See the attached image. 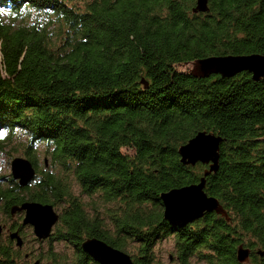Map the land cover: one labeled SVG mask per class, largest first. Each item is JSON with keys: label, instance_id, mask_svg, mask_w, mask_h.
<instances>
[{"label": "trees", "instance_id": "obj_1", "mask_svg": "<svg viewBox=\"0 0 264 264\" xmlns=\"http://www.w3.org/2000/svg\"><path fill=\"white\" fill-rule=\"evenodd\" d=\"M195 3L0 0V148L24 133L35 170L23 187L0 182V212L50 203L59 209L53 239L81 246L97 238L124 252L131 240L136 264H152L154 244L168 235L179 264L193 256L264 264V77L186 69L209 56L264 54V0H208L197 13ZM199 131L222 139L204 191L227 216L205 212L178 227L164 218L161 194L199 182L208 168L178 154ZM73 185L97 194L104 214L90 215ZM240 244L251 250L248 262L237 261ZM1 245L0 264L13 263ZM81 253L79 264H99Z\"/></svg>", "mask_w": 264, "mask_h": 264}, {"label": "water", "instance_id": "obj_2", "mask_svg": "<svg viewBox=\"0 0 264 264\" xmlns=\"http://www.w3.org/2000/svg\"><path fill=\"white\" fill-rule=\"evenodd\" d=\"M208 10V0H196L195 6L192 8L194 13L207 12ZM244 70L252 74L253 80L264 77V54L209 56L194 61L191 68L195 77H205L211 73L232 76ZM221 140V137L211 132L199 131L179 147L178 154L183 164L193 165L196 162H201L207 164L208 168L204 170L199 182L171 189L161 194L164 207L163 215L171 225L182 227L201 217L205 212L211 211L227 216L219 201L208 196L204 191L205 176L218 169ZM34 175L35 170L27 158L16 157L12 160L11 177L18 182L19 186L23 187L29 184ZM20 210L25 211L23 222L33 226V231L39 239L46 238L51 227L58 220V214L49 203L24 201L20 206L13 205L10 212L14 214ZM10 237L16 240L17 246L22 245V240L17 232L11 233ZM81 246L83 251L99 264H136L129 254L97 238H86ZM250 253L249 247L238 245L236 249L237 261L248 262ZM257 253L261 256L264 254L260 251Z\"/></svg>", "mask_w": 264, "mask_h": 264}, {"label": "rangeland", "instance_id": "obj_3", "mask_svg": "<svg viewBox=\"0 0 264 264\" xmlns=\"http://www.w3.org/2000/svg\"><path fill=\"white\" fill-rule=\"evenodd\" d=\"M54 28V26H53ZM191 69L192 65L186 66V69ZM5 137L4 135H1L0 138ZM27 136L24 133H17L14 137L10 140V142L6 143L5 145L0 148V178L2 180L0 181L1 184L7 185L9 182V179L11 178V162L16 157H24L23 151L24 146L27 143ZM36 154V160L39 166H42L46 160L48 163V156L46 154V147L44 144L40 143L36 145L35 149ZM48 165V164H47ZM73 193L80 197V199L85 204V208L87 209L88 213L90 215H93V209H99V214L103 215L104 211L106 209V205L100 200V198L95 195L87 196L85 194H81L78 186L73 185ZM111 205V204H110ZM112 206V205H111ZM56 212L59 211V209H55ZM17 218V216H16ZM19 217L16 220V223L19 221ZM9 218L5 213L0 212V223H8ZM22 235L25 239V246L27 247L24 249L25 251H30L35 256H39L43 259V261L40 264H47V259H44V257H48L50 253H55V256L58 258H63L64 260H72L75 257V251L73 249L72 244L67 243L65 241H59L57 242L55 239L52 240H46L44 242H40L38 240H34V234L32 233V229L28 227H24L22 229ZM6 234L3 236H0V247L1 244H6L7 238ZM125 252L128 254H137V248H139V245L134 241H127L125 243ZM153 263L152 264H179L176 254H175V236L174 235H168L165 238H162L154 244L153 247ZM171 256V258H170ZM35 261L32 260L30 264H32ZM190 264H206L205 261H202L196 256H193L190 259ZM3 264H15L14 262L10 263H4ZM17 264V262H16Z\"/></svg>", "mask_w": 264, "mask_h": 264}, {"label": "flooded vegetation", "instance_id": "obj_4", "mask_svg": "<svg viewBox=\"0 0 264 264\" xmlns=\"http://www.w3.org/2000/svg\"><path fill=\"white\" fill-rule=\"evenodd\" d=\"M24 201H33V200H24ZM21 203L15 204V205L20 206ZM40 203H42V202H40ZM43 204H45V203H43ZM54 210H55V208H54ZM56 213L58 214V218H59V213L58 212H56ZM6 215L8 216L9 221H8V223H4V222L0 223V226H1L0 236H3L6 234V236H7L6 237L7 243L6 244H9V247L11 248L12 252H14V256H16V258L13 260L14 263L16 264V262H17V264H30L31 261L34 260L35 264H40L43 261V259L40 258V255L35 256L30 251L23 252L24 249H26L27 247L25 246L26 242H25L24 236L22 235V229L24 227L31 228L32 233L34 234V240H38L40 242H44L46 240L49 241V240H52L54 238V226L56 225L58 220L51 227L49 235L46 238L39 239L33 231L34 230L33 226L29 223L23 222V219L25 216L24 210L16 211L14 214L9 212V214H6ZM16 216H17V218L19 217V219H20L17 223H16V220H17ZM14 232H17L18 236L21 238V240H22L21 246H17L16 240L10 237V234L14 233ZM55 240L57 242L62 241V240H57V239H55ZM72 246H73V249L75 251V253H74L75 257L72 260H64L63 258H58L55 256V253H50V255L47 258L44 257V259H47L46 260L47 264H79L82 261H83L82 263H86L87 258L85 257V255L82 256V253H81L83 251V249L81 248L82 246H74V245H72ZM82 257H83V260H82ZM32 264H34V262Z\"/></svg>", "mask_w": 264, "mask_h": 264}, {"label": "snow or ice", "instance_id": "obj_5", "mask_svg": "<svg viewBox=\"0 0 264 264\" xmlns=\"http://www.w3.org/2000/svg\"><path fill=\"white\" fill-rule=\"evenodd\" d=\"M0 11H3V9H2V8H0Z\"/></svg>", "mask_w": 264, "mask_h": 264}]
</instances>
